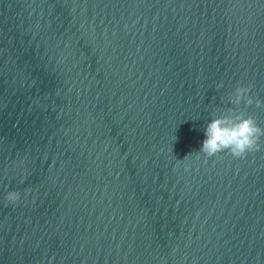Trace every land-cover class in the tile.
Segmentation results:
<instances>
[{"label": "water", "instance_id": "obj_1", "mask_svg": "<svg viewBox=\"0 0 264 264\" xmlns=\"http://www.w3.org/2000/svg\"><path fill=\"white\" fill-rule=\"evenodd\" d=\"M238 85L264 0H0V264H264V147L198 153Z\"/></svg>", "mask_w": 264, "mask_h": 264}, {"label": "clouds", "instance_id": "obj_2", "mask_svg": "<svg viewBox=\"0 0 264 264\" xmlns=\"http://www.w3.org/2000/svg\"><path fill=\"white\" fill-rule=\"evenodd\" d=\"M218 87H223L221 82ZM255 105L264 108V99L251 94L250 85H238L228 95L227 102L220 110L211 115L205 128V139L198 153L211 158L220 153H230L234 158H245L250 152L264 147V126L257 117L247 113L243 108ZM187 157V156H186ZM185 157V158H186ZM7 200L17 202L21 194L10 191Z\"/></svg>", "mask_w": 264, "mask_h": 264}]
</instances>
